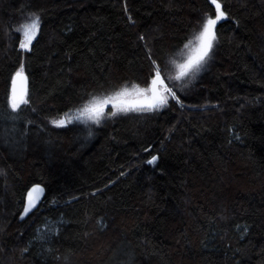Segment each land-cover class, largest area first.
Returning <instances> with one entry per match:
<instances>
[{"label":"trees","instance_id":"trees-1","mask_svg":"<svg viewBox=\"0 0 264 264\" xmlns=\"http://www.w3.org/2000/svg\"><path fill=\"white\" fill-rule=\"evenodd\" d=\"M218 2L208 65L184 84L170 61L211 0H0V264H264V0ZM157 71L159 109L51 123Z\"/></svg>","mask_w":264,"mask_h":264},{"label":"snow or ice","instance_id":"snow-or-ice-1","mask_svg":"<svg viewBox=\"0 0 264 264\" xmlns=\"http://www.w3.org/2000/svg\"><path fill=\"white\" fill-rule=\"evenodd\" d=\"M212 3L216 5V15L215 18H208L202 25V30L199 32L198 35L195 36V40L199 43L192 49V54L188 56L187 60L184 63L178 65L179 73L176 76V79H182L189 75V73L195 74L200 70L203 63L205 62L209 51L213 47V42L217 39L215 34V26L219 21L224 18V12L221 9V5L218 3V0H212ZM40 20L39 17L35 14H32V18L30 23L23 26V34L26 38V42L21 44L22 48H28L32 39H34L36 32L39 30ZM189 43H192L189 41ZM187 48L188 45H185ZM17 76L23 80V73L22 70L17 72ZM15 83V82H14ZM158 85H163V80L160 77V72H156L155 78L152 80V86L150 89H141L139 90L140 93L144 94L143 99H137L134 102H125L120 100L119 98L128 94V90L124 89L122 92L116 93L115 97H106L104 99H98L97 97H93L91 101H89L84 107L77 109L76 111L79 112V116L75 117V119H80V117L87 116V118L93 121L96 124L101 122V119L105 115V108L107 105L112 104L113 100H117L119 106L113 105L116 107L117 111H151L154 108H158L163 106L167 103V97L163 95V92L160 90ZM151 92V95H147V92ZM163 91L171 93V89L164 87ZM16 89H13V94L15 97ZM24 91H21V99L22 102L26 103V100H23ZM173 98H175V94L172 93ZM13 110L19 107V103L13 100L11 104ZM108 115H116L115 111L108 112ZM67 120L61 118L59 120H53V123L56 126H64L67 123H71L74 117L65 114ZM157 160L156 156H153L151 160L148 161L149 164L154 163ZM40 186L36 185L34 188L29 192V198L31 199L32 193L39 190ZM29 209L25 208V212H28Z\"/></svg>","mask_w":264,"mask_h":264},{"label":"rangeland","instance_id":"rangeland-1","mask_svg":"<svg viewBox=\"0 0 264 264\" xmlns=\"http://www.w3.org/2000/svg\"><path fill=\"white\" fill-rule=\"evenodd\" d=\"M25 21V20H24ZM22 22V26L21 25H18V31L20 32L21 34V38H22V43H25L26 42V38L23 34V26L30 23L31 20H26L25 22ZM200 32V31H199ZM196 33L194 34L186 43L185 45H188V47L186 48L185 45L178 51H175V53L172 55V58H171V66L174 68L175 72L176 73V76L178 75L179 73V68H178V65L181 64V63H184L188 56L192 54V49L199 43L198 41L195 40V36L199 34ZM189 41H191L192 43H189ZM209 58H210V51H209V54L205 60V62L203 63L202 67L200 68V70L198 72H196L195 74L193 73H189L188 76L186 77H183L181 80L184 84H187L189 83L194 77H196L207 65H208V62H209ZM193 77V78H192ZM165 85L163 87H161V91L163 92V95L167 97V101L169 100L170 96L168 94V92L166 91H163ZM124 89H127L128 90V94L125 95V96H122L120 98H133V97H139V96H142L144 94L140 93L139 90L141 89H148V87H141L137 84H134V83H129V84H126V85H123L122 87H120L119 89L115 90L114 92L112 93H109V94H105V95H99V96H96L98 99H104L106 97H115L116 96V93L118 92H122ZM148 93V92H147ZM91 99H89L88 101H86L85 103H83L82 105L78 106V107H75L73 109H71L70 111H68L66 114H68L69 116H72L74 117L73 121L71 123H81V124H85V125H92V124H96L94 123L93 121L89 120L87 118V116H83V117H80V119H75V117L79 116V112H77L76 110L77 109H80L82 107H84L89 101H91ZM162 106L158 107V108H155V109H159L161 108ZM112 111H115L116 112V115H121L123 113H125L126 111H117L116 107H112ZM111 111V112H112ZM116 115H108V112L105 110V115L104 117L101 119V122L100 123H104L105 121L107 120H110L112 119L114 116ZM64 118L65 120H67V117L64 116L62 117ZM61 119V118H59ZM59 119H56V120H59ZM67 124V122H66ZM47 227L45 226L43 229L45 230ZM42 231V230H41Z\"/></svg>","mask_w":264,"mask_h":264},{"label":"water","instance_id":"water-1","mask_svg":"<svg viewBox=\"0 0 264 264\" xmlns=\"http://www.w3.org/2000/svg\"><path fill=\"white\" fill-rule=\"evenodd\" d=\"M211 3H212V0H211ZM219 3V2H218ZM213 4V3H212ZM220 4V3H219ZM216 8V5L213 4ZM19 72V71H17ZM17 72H15L12 76V81H11V85H10V97H11V100L13 101L14 98H15V101L18 102L21 99V91L23 90L24 91V95H23V98L25 97L26 95V92H27V77H26V74L22 71L23 73V80H21L20 77L17 76ZM156 76V75H155ZM155 76L152 78V80L155 78ZM160 77L161 79L163 80V85H158V87L160 88L161 90V87H163L165 85V80L163 78V76L160 74ZM152 80L149 84V87L148 89L151 88L152 86ZM15 82V83H14ZM16 89V92H15V97H14V94H13V89ZM147 95H151V92L149 91L148 93H146ZM120 100L122 101H125V102H134L136 101L137 99H143V95L142 96H139V97H133V98H119ZM113 105H117L119 106L118 104V101L117 100H113L112 104H109L106 106L107 107H113ZM36 185H39L40 188L39 190L35 191L32 193V197L31 199L29 198V192L34 188V186ZM44 193H45V188L44 186H42L41 184L39 183H33L31 184L27 191H26V194H25V200H24V208H23V211L24 213H28L30 212L31 210L35 209L39 203L41 202L43 196H44ZM25 208H28L29 211L28 212H25Z\"/></svg>","mask_w":264,"mask_h":264}]
</instances>
